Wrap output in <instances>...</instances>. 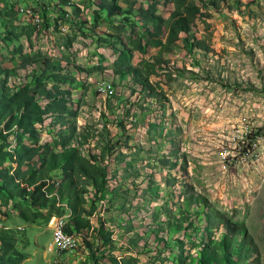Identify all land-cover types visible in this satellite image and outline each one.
Instances as JSON below:
<instances>
[{
    "label": "rangeland",
    "instance_id": "1",
    "mask_svg": "<svg viewBox=\"0 0 264 264\" xmlns=\"http://www.w3.org/2000/svg\"><path fill=\"white\" fill-rule=\"evenodd\" d=\"M69 1L0 0V66L15 71L10 86L44 71L45 57L36 65L26 57L47 56L63 68L68 83L61 86L78 113L39 126L45 153L32 162L35 178L55 182L60 195L65 174L52 170L53 155L67 140L107 173L102 191L85 177L74 181L87 191L85 202H75L89 220L77 249L51 248L54 209L48 221L49 208L35 216L28 201L0 200V229L16 237L23 264H111L110 256L200 264L227 235L235 261L264 264V0H215L203 8L192 33L201 47L187 45L189 35L168 45L172 3L159 4L163 32L151 39L138 12L145 1L131 8L135 0H120L126 15L114 18L94 13L100 0ZM9 144L11 151L19 143L11 137ZM10 165L8 159L3 167ZM71 215L64 210L68 224ZM228 223L238 227L233 237ZM94 228L111 233V243ZM88 234L94 254L82 240Z\"/></svg>",
    "mask_w": 264,
    "mask_h": 264
},
{
    "label": "trees",
    "instance_id": "2",
    "mask_svg": "<svg viewBox=\"0 0 264 264\" xmlns=\"http://www.w3.org/2000/svg\"><path fill=\"white\" fill-rule=\"evenodd\" d=\"M120 0H100L98 3V10H94L96 15L100 12H106L110 18L124 17L126 11L119 3ZM140 0L130 2L132 8L134 4ZM148 3V8L143 6L138 10L139 17L147 24L145 35H149L151 39H160L163 32L165 19L158 14V6L160 3H172L175 7L174 12L169 20V33L167 43L169 46H174L181 40L182 35H189L185 39L187 45L193 47H201V42L192 34L196 20L202 15V10L210 9L215 0H142ZM65 5L70 6L69 0H63ZM95 3V0L94 2ZM202 5V6H201ZM99 19V18H98ZM157 44L163 45V40H159ZM45 57V68L42 73H37L32 82L13 89L10 86V79L13 77L15 71L13 69H5L0 66V200L8 198V200L15 201L17 206L22 205L21 200L28 201L32 207H35V216L43 215V210L49 208L47 220H51V208L57 212L55 215H64V210L72 213L70 219L73 224H66L65 230L68 233H81L89 223L85 219L83 212L85 209L79 211L78 197L85 202L84 194L86 189L78 191L74 187L76 177H85L89 183L97 189L102 191L105 186V177L107 176L106 169L96 165L93 159L83 157L77 148H72L70 140L65 141L63 145L64 151L61 154H54L56 162L52 166V170L61 168L65 174L58 190L62 197L65 196V183H68V188H71L69 194L68 210L61 201V197L56 189V183H50L49 179L43 178L38 181L35 178V173L32 172V162L39 156H42L43 147L40 146L41 130L39 126L44 125L50 116L57 117V123L64 124L67 117L78 116L77 111L70 107L72 101L71 92L64 90L62 84L68 83V78L64 75L63 68L52 63V59L47 56L26 57V63L36 65L39 59ZM54 83L52 87L50 85ZM141 83V82H140ZM146 85V84H145ZM48 99L49 102L43 105L41 99ZM15 137L18 141V147L8 149L10 146L9 139ZM25 140L31 141V145L26 144ZM8 149V150H6ZM11 161L9 167H3L7 160ZM93 161V162H92ZM44 164V162H43ZM25 165H29V171L24 169ZM32 172L30 177L29 172ZM75 202V203H74ZM95 206H93V209ZM92 211H90V214ZM233 228H235L233 230ZM238 227L227 224V230L232 232V237L238 232ZM99 232V239L105 244L111 243V233L102 230ZM84 234V233H83ZM93 234V231H92ZM89 234L83 237L87 245L90 246V252L94 254V247L89 242ZM223 252V254H221ZM234 252L231 241L228 235L221 240L217 248L209 253H203L200 258V264H240L234 260ZM26 259V254L18 250L16 247V237L8 229H0V264H23ZM111 264H136L137 259L122 258L118 259L116 256H110Z\"/></svg>",
    "mask_w": 264,
    "mask_h": 264
},
{
    "label": "built area",
    "instance_id": "3",
    "mask_svg": "<svg viewBox=\"0 0 264 264\" xmlns=\"http://www.w3.org/2000/svg\"><path fill=\"white\" fill-rule=\"evenodd\" d=\"M29 18H33V22H35L36 25H40L41 23V18L40 17H35L29 13V15H26ZM111 90V85H108L103 88V91H110ZM64 206L66 205L63 204ZM68 221L63 220V215L58 216L54 215V220L50 221V226L53 228V239L51 241V248H54V246H62V251L65 250H71L75 249V241L76 239V234L75 231L73 233H68L65 230L66 224Z\"/></svg>",
    "mask_w": 264,
    "mask_h": 264
},
{
    "label": "bare ground",
    "instance_id": "4",
    "mask_svg": "<svg viewBox=\"0 0 264 264\" xmlns=\"http://www.w3.org/2000/svg\"><path fill=\"white\" fill-rule=\"evenodd\" d=\"M30 14H32L33 12H29ZM76 234V241H75V248L77 249L78 248V246H80V239L78 238V236L77 235H79L78 233H75ZM60 249H62V246H58ZM55 248H57V247H55Z\"/></svg>",
    "mask_w": 264,
    "mask_h": 264
}]
</instances>
